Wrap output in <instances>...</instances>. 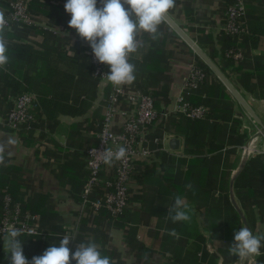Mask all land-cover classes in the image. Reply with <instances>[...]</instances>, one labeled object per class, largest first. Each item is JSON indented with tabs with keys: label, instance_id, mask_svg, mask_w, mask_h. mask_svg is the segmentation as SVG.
Masks as SVG:
<instances>
[{
	"label": "crops",
	"instance_id": "crops-1",
	"mask_svg": "<svg viewBox=\"0 0 264 264\" xmlns=\"http://www.w3.org/2000/svg\"><path fill=\"white\" fill-rule=\"evenodd\" d=\"M225 1L175 0L168 15L208 56L212 55V61L264 122V87L257 78L254 62L256 55L264 53V36H260L256 46L250 39L243 41L246 58L240 49L237 51L240 57H233V63L222 56L217 39L222 32ZM65 3L66 0H32L34 30L27 34V42L41 44L47 33L64 42L61 47L67 48V55H73L77 48L89 52V44L68 25L71 15L65 11ZM254 5V13L249 11L248 14L251 17L263 15L264 0H256ZM4 11L0 3V12ZM249 29L246 21L244 33L248 34ZM159 31L161 35L157 40L148 33L139 34L142 46L129 58L135 65L136 79L128 86L154 92L159 113L171 111L176 98L182 96L191 105L205 106L206 115L210 109L209 118L205 119V115L199 120L219 123L229 118L220 124L227 125V129L234 127L239 135L245 130L249 133L252 119L227 89L223 95L228 96L227 101L232 105L226 109L225 98L220 96V81L213 72L204 73L197 87H186L197 55L165 21ZM105 86L106 82L98 84L97 98L85 114H59L53 126H48L45 115L41 114L37 125L29 132L9 129L0 112V146L3 147L0 200L3 192H8L22 211L38 216V223L41 214H54L48 216L50 223L64 230L61 234H52L58 240L57 247L66 235L73 238L69 244L73 252L79 243L95 242L101 254L110 257L113 264H244L245 259L238 256L232 260L234 255L228 250L234 243V233L227 231L229 211L223 198L245 144L257 131L249 133L243 146H234L226 143L230 138L227 132L214 136L197 134L187 139L185 134L175 135L156 123L153 133L164 139L163 143L159 144V149L152 145L154 151L148 162H137L130 184V201L124 212L111 217L100 210L78 218L81 191L87 178L86 151L95 144L101 122L93 114L103 99ZM103 108L104 105L101 110ZM229 110L231 115L227 117L225 113ZM172 116L179 119L184 115L171 112L167 118ZM254 126L258 127L256 123ZM171 137L179 141L176 150L169 149ZM260 137L251 145L248 158L264 153V148H253ZM222 142L225 145L218 146ZM177 195L188 204L190 222L173 223L170 219L168 210ZM234 198L243 212L235 193ZM257 198L259 203L251 206L250 229L254 235H264V197L258 195ZM242 226L243 222L240 228ZM172 229L178 236L169 235ZM260 251L261 255L250 257L248 264H264V247ZM7 254V238H3L0 258L4 260Z\"/></svg>",
	"mask_w": 264,
	"mask_h": 264
},
{
	"label": "trees",
	"instance_id": "trees-1",
	"mask_svg": "<svg viewBox=\"0 0 264 264\" xmlns=\"http://www.w3.org/2000/svg\"><path fill=\"white\" fill-rule=\"evenodd\" d=\"M10 1L11 0H0V3L3 4L6 9V11L2 12L4 16L9 10ZM232 1L233 0L225 1V9ZM255 1L256 0H245L246 16L249 11L254 13ZM28 8L33 23L32 0H30ZM248 15L249 18L247 20H245L244 16L245 23L247 21L250 27L248 34L242 32L237 35H231L222 31L217 39L220 44L219 52L232 63L233 56L231 54L237 52L238 49H240L243 58H246L243 41L250 39L253 45L256 46L260 36H264V13L259 17H251L250 14ZM32 23L14 25L11 32H4V36L7 40V55L9 56V61L6 65L0 67V107L2 108L0 112L2 116L6 117L11 109V99L23 92H29L34 95V107L32 109L35 116V121L33 123L34 127L37 125V118L41 114L45 115L48 126H53L57 123L58 120L56 117L59 114L69 116H80L85 114L92 107L93 102L97 98L96 90L98 84L102 85L99 78L92 74L93 68L89 61L88 51L86 52L84 48H77L73 50V55H67V48L61 47L62 44L64 45V42L56 35L47 34L45 32L41 44H30L27 42L26 36L30 31L34 30ZM227 53L230 54L225 56ZM209 57L212 59V55L209 54ZM254 62L258 70L257 78L261 80L262 86L264 87V72L261 71L262 69L264 70V53L256 55L254 57ZM195 66L203 70L204 73H212L209 67L198 56ZM219 88V91L222 93L220 96L225 98L226 109H229L227 106H231L232 103L228 102V96L223 95L226 88L221 82H219ZM109 91L110 83L106 82L103 99L94 110L93 117H98V119H101V122L104 114V108L101 110V106L105 105ZM144 92L148 91L144 90ZM149 93L154 100V92ZM155 105L154 100V106ZM225 115L230 117L231 110L226 111ZM209 116L210 109L205 119L209 118ZM225 121H229V118L227 120L223 119L222 122ZM101 122L98 129H100ZM222 122L212 123L204 119L191 120L184 116H179V119H176L172 116L165 120L162 119L161 124L158 125H163L166 131L175 135L181 132L187 136V139L189 136H195L197 134L202 135L204 133L214 136L227 132L230 138L227 139L226 143L234 146H243L249 133L253 132L250 130L248 133V131L245 130L242 135H239L234 127L227 129V125L220 124ZM31 130L33 129L22 130V132H29ZM235 135L236 137H234ZM224 145L225 142H222L218 146ZM233 189L245 217L252 228L251 206L259 203L257 201L258 195L264 197V153H258L247 159L243 170L234 182ZM2 198L0 200V214L2 211ZM223 199L226 200L227 209L229 211L228 224L226 225L227 231L231 232L232 230V232L235 233L240 229L242 221L231 205L228 193L224 194ZM53 215L54 214L51 213L47 214V216L46 214L40 215L39 228L45 233L44 236L22 234L19 237L23 242L24 255L29 261H31L34 256L42 255L49 246L53 244H55V246L57 245L58 240L56 237L52 236V234L58 235L63 233L64 230L61 226L50 223L48 216ZM47 231H49V235ZM8 257L9 254H7L4 260L0 258V264H9ZM235 258H237L236 255L232 257V260H235Z\"/></svg>",
	"mask_w": 264,
	"mask_h": 264
},
{
	"label": "built area",
	"instance_id": "built-area-1",
	"mask_svg": "<svg viewBox=\"0 0 264 264\" xmlns=\"http://www.w3.org/2000/svg\"><path fill=\"white\" fill-rule=\"evenodd\" d=\"M29 2L30 0L10 1L9 10L4 16L7 21L4 32H11L14 25L32 23ZM224 15L223 32L237 35L246 30L245 0H233L227 5ZM231 55L234 58L240 57L238 52ZM88 56L93 68L92 74L100 82H109L106 75L109 74L110 67L98 62L92 50L88 52ZM203 78V70L193 65L186 87H197ZM11 102V109L5 117L6 126L13 131L34 129V95L23 92L13 97ZM123 105L127 106L122 107ZM171 112L181 113L190 119H200L206 115L207 109L203 105H191L179 96L171 111L159 113L149 92L110 83L101 126L95 135L96 142L86 151L87 178L79 201V219L100 210L106 211L111 217L124 212L130 201V184L135 166L137 162H148L151 159L154 151L152 145L159 149V144L164 139L161 140L153 133L154 127ZM119 147L126 149V156L115 161L112 166L106 165L98 152L103 149L116 151ZM13 228L19 229L24 235H45L39 228L38 216L22 211L20 204L4 192L0 214V240L7 238L8 232Z\"/></svg>",
	"mask_w": 264,
	"mask_h": 264
},
{
	"label": "clouds",
	"instance_id": "clouds-1",
	"mask_svg": "<svg viewBox=\"0 0 264 264\" xmlns=\"http://www.w3.org/2000/svg\"><path fill=\"white\" fill-rule=\"evenodd\" d=\"M99 5L98 0H66L64 8L71 15L68 25L89 44L95 59L110 67L106 77L111 84H132L136 79V68L129 58L142 46L139 34L144 32L153 40L159 39L160 25L174 8L175 0H99ZM6 23L4 14L0 12V67L9 61L4 36ZM0 153H3L2 146ZM98 153L106 165L112 166L126 156V149H103ZM2 161L3 156L0 155ZM168 213L173 223L191 220L188 204L179 195ZM21 235L22 232L15 228L7 234L9 264H71L72 261L76 264H113L110 257L101 254L95 242L79 243L76 250L71 251L69 244L73 238L67 235L60 240L59 247L53 244L42 255L34 256L29 261L24 255L23 242L19 239ZM169 235L178 236L175 229ZM262 242L264 235H254L250 228L242 226L234 233V243L228 250L244 260L261 255Z\"/></svg>",
	"mask_w": 264,
	"mask_h": 264
},
{
	"label": "water",
	"instance_id": "water-1",
	"mask_svg": "<svg viewBox=\"0 0 264 264\" xmlns=\"http://www.w3.org/2000/svg\"><path fill=\"white\" fill-rule=\"evenodd\" d=\"M165 22L188 44L189 47L196 53V55L209 67V69L216 75L219 81L224 85V87L229 91V93L234 97V99L239 103V105L244 109V111L248 114V116L256 123L259 127V130L248 139L247 143L244 146V151L240 160L238 167L232 173L229 184H228V194L230 202L233 208L238 213L240 219L243 222V226L250 228V225L243 214L240 207L237 205L236 200L234 198L233 185L237 176L241 173L246 160L248 158L251 145L253 142L260 137L264 136V122L261 118L256 114V112L252 109V107L247 103V101L241 96V94L235 89L232 83L227 79V77L222 73V71L218 68V66L212 61V59L181 29V27L175 23L169 15L167 16ZM179 141L175 137H171L169 139L168 145L169 149L176 150L178 148ZM249 258L244 260V264H248Z\"/></svg>",
	"mask_w": 264,
	"mask_h": 264
},
{
	"label": "rangeland",
	"instance_id": "rangeland-1",
	"mask_svg": "<svg viewBox=\"0 0 264 264\" xmlns=\"http://www.w3.org/2000/svg\"><path fill=\"white\" fill-rule=\"evenodd\" d=\"M253 121V120H252ZM251 125H250V128H251V130L252 131H258V129H259V127H255L254 125H255V123H254V121L253 122H251L250 123ZM260 139L261 140H259L257 143H258V145L256 144V146L255 147H253V148H258L259 147V149H263L264 148V136H262V137H260Z\"/></svg>",
	"mask_w": 264,
	"mask_h": 264
}]
</instances>
